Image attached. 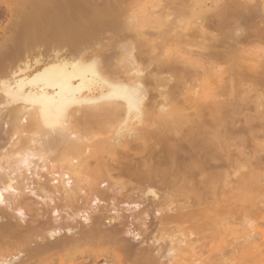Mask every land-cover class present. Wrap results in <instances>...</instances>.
I'll use <instances>...</instances> for the list:
<instances>
[{
    "label": "bare ground",
    "instance_id": "1",
    "mask_svg": "<svg viewBox=\"0 0 264 264\" xmlns=\"http://www.w3.org/2000/svg\"><path fill=\"white\" fill-rule=\"evenodd\" d=\"M151 1L135 0L130 4L128 0H0V19L4 17L7 21L5 27L0 26V264H100L101 259L105 261L103 264L183 262L184 251L177 245L186 241L179 238L176 231L146 245L147 240L141 238L145 234L141 225L131 229V223L122 220L124 216L119 211L109 216L104 212L105 207L91 209L94 201L103 202L101 195L108 191L103 187L112 184L109 181L111 172L115 166H120L116 153L132 140L159 134L168 142L166 149L174 164L181 145L175 140L176 144L171 143L172 140H177V133L190 126L193 118L202 124L208 112L212 115V120L209 119L212 130L204 123L199 125L201 129L208 126L203 132L209 133L208 138L204 137L206 140L202 139L205 150L201 151L218 157L228 147L226 141L231 135L225 115L228 110L223 111L226 107L218 101L226 90L219 84L222 77L218 70H206L203 86L199 91L184 94L182 101L172 96L165 98L167 103L163 102L158 111L149 106V89L146 81L144 83L138 76L141 70L137 53L147 48L154 51L158 45L154 38L166 41L170 35L180 33L185 37L192 31L204 36L203 27L197 23L205 20L212 10H206V4L203 7L206 0H169L173 10L167 13L165 5L155 11L161 5ZM237 50L230 53L233 57L226 55L234 68L244 57V52ZM168 55L155 56L158 72L166 71L180 77L190 73L188 65L180 67L179 62H187L191 57L187 58L180 51L170 53L177 65ZM194 74H198L197 71ZM166 79H158L157 84L166 85ZM236 81L232 79L229 83L230 95H237L239 86L236 84V89L232 83ZM184 88L181 81L173 92H182ZM189 109L196 111L189 113ZM35 158L44 162L40 168L47 166L48 160L53 161L45 181L41 178L34 181V192L48 201L47 205L55 202L48 205L47 217L35 212L22 196L12 199L6 196L11 190L30 188L20 185V177L10 174H18L22 168L26 172ZM197 158L191 165L199 164L202 154ZM147 162L148 159L140 161L142 170L136 169L140 178L149 180L153 169L146 165ZM262 171V175L249 181L252 190L262 188L264 168ZM186 172L185 178L194 176L193 172ZM55 180L58 184L51 185ZM176 180L159 167L153 184H157L156 187L160 184L162 188L168 183L170 189L176 191L180 189ZM153 184L148 186V183L141 198L147 196L156 202L155 212L161 214L158 220L185 219L187 213L180 206L173 215L164 211L167 203L165 200L163 205L161 201L163 190L158 192ZM83 191L88 195L84 206L78 204ZM4 202L11 203L13 212L27 213L29 220L25 224L15 221L9 216L8 208L3 207ZM138 202L130 201L128 205L137 207L140 206ZM66 209L70 211L66 213ZM53 213L62 214L60 220L52 217ZM145 214L146 211L141 216ZM79 218H84V223L79 222ZM249 218L247 222L243 220L246 222L244 243L264 262V230H257L255 222ZM160 241L167 242L166 249L155 246Z\"/></svg>",
    "mask_w": 264,
    "mask_h": 264
},
{
    "label": "rangeland",
    "instance_id": "2",
    "mask_svg": "<svg viewBox=\"0 0 264 264\" xmlns=\"http://www.w3.org/2000/svg\"><path fill=\"white\" fill-rule=\"evenodd\" d=\"M128 1L132 4L135 0ZM156 1L152 0L151 2L155 5H161V7H158L155 11H159L162 5L166 6L167 13L173 10L172 4L167 2L169 0H165L163 3L160 0ZM214 1H204L203 7L206 4V10L207 8L212 9V14L210 13L205 20L197 23L200 27H203L204 36L198 31H195V33L192 31L185 37L181 36L180 33L177 36L170 35L171 38L166 41H162L160 38L153 39L154 36L150 37L158 45L153 49L155 52L151 48H149L150 50L147 48L137 53V61H139L138 64L141 70L138 76L144 79V83L146 81L145 84L149 89V106L152 110L158 111L162 104L167 103L165 98H172L173 96L182 101L184 94L199 91L200 87L203 86L202 80L206 70L212 69L211 72L218 70L219 72L217 73L222 77L219 84L226 90L224 95L218 97V101L222 107H226L222 108L223 111L226 112V109L228 110L227 114H225L226 118L228 117L226 122L231 133L226 141L228 147L218 157H210L205 151H201L204 149V145L202 146V141L204 140L202 139L209 137V133L206 130V132H203V129H207L209 121L212 120V115L208 114V112H206L207 114L205 113L206 115L204 114L202 120V124L208 125L207 127L203 128L202 126L201 129L199 125L202 124H198V121L193 118L194 121L189 124L190 126L183 128L182 131L177 133V140L175 138L171 139V143L179 141L177 143L181 145L180 153L177 154L178 156L175 154V158H178L174 164L169 160L168 142L164 141V139L162 140L159 134L147 135L141 140L138 139V141L132 140L130 144L116 153L120 166H115L111 172L109 181L112 184H109V186L104 184L103 188H108V191L106 194L101 195L103 202L97 204L94 201L91 204V209L100 208L98 206L105 207L104 212L109 216L115 215L116 211H119V214H122V217L124 216L122 220H128L131 223V229L141 225L142 230L145 231L141 238L147 240L146 245L152 243L153 240L167 237L171 232L176 231L177 236L186 241L183 245H177L180 250L183 249L185 254L181 264H264V262L260 261L259 256L246 246L243 238L249 217L255 222L257 230H264V180L262 181V188L257 190H252L248 184L256 176L262 175L264 168V84H262L264 83L262 82L264 79V0ZM170 19L173 21V16ZM6 24L7 21L2 17L0 26L2 25L3 28ZM228 31L229 33H227ZM228 35H231V37ZM170 50L174 54L176 51H180L187 58L191 57V60L196 62L195 65L188 62L191 60L185 62L182 59L183 61L179 62L180 67L188 65L187 69L190 71L187 72H190L192 76L190 73L180 77L172 76L166 71H164L165 73H161L162 71L158 72L159 64L155 56L158 54H169L168 57H172V55L170 56V53L172 54ZM229 50L244 52L243 59H239V63L235 68L232 65L233 62L228 60L230 59L228 57H233L231 55L234 54V51L231 52ZM230 53L233 54L230 55ZM226 55L230 56L227 57ZM173 59L175 60L174 56L171 60L173 61ZM172 61H170L171 65L174 64L173 62L177 63V61ZM192 69H195L198 74H194L196 71H193V73ZM160 78H167V84L158 85L157 81ZM232 79L234 82L237 80V83L232 82L235 87L236 84L237 87L239 86L236 96L230 95V90L232 89L229 83H231ZM181 81L185 84L184 90L174 93L177 83ZM222 83L225 85H222ZM185 89L188 91H185ZM195 111L194 109H189L188 112L193 113ZM209 127L208 129L212 130V126ZM197 154H200V156ZM201 154L202 158L200 159L202 161L199 164L193 163L191 165V161L194 158L201 157ZM146 159H148L146 165L153 169L148 176L149 180L140 178V173L138 174L136 169L142 170L140 161ZM2 162L5 165V162ZM47 162V166L40 168L39 165L44 162L35 158L26 172H23L22 168L21 176H17L20 173L10 174L11 177H20V185L30 186V188H26L24 191L11 190L6 192V196L11 197V199L16 196H22L35 212L43 213L44 217L48 216L46 212L47 208H49L48 205H53L55 202L47 205L48 201L43 200L34 192V181L40 178L45 181V175L47 176V172L51 170L53 161L48 160ZM36 163L38 164L35 165ZM130 163L133 164L130 165ZM159 167L164 169L168 177L173 176L180 180H176L177 187L180 189L176 188V191H173L168 183L166 185L164 183L162 188L160 184H158L159 188L158 186L156 187L157 184H153L156 183L154 182L155 172H157ZM185 170L193 172L194 176L189 179L185 178L184 176L187 173ZM7 173H9L8 170ZM13 183L16 184L17 180H14ZM115 183L118 185L115 186ZM150 183L159 190L158 192L161 189L163 190L160 196L162 195L164 199L162 200V196L160 198L162 203L165 200V203H167L163 207L166 208L164 211L173 215L177 211L178 206H180L182 211L187 213V216L185 215L186 217H184L185 219L164 218L161 221L158 220L161 214L155 212L158 208L156 202L147 196L141 198V192L145 191L150 186ZM57 184V180L51 183V185ZM167 185L169 186L168 189ZM184 186L187 188L185 189ZM67 187V189H70L71 183ZM30 189H33V191H30ZM56 196L60 198L59 193H56ZM86 198H88V195L83 191L78 204L84 206ZM130 201H139L140 206L128 205ZM173 202L174 205H172ZM5 206L8 208L9 216L15 221L18 220L25 224L29 220L30 217L27 213L22 215L18 212H13L10 202H4L3 207ZM110 209L111 211H108ZM68 211L70 210L66 209L65 212L67 213ZM144 211H146V214L141 216ZM62 213L65 216L66 213ZM58 214L60 213H53L52 217H58V220H60L59 218L62 214L61 216ZM191 215L192 217L194 216L192 220L190 218ZM134 217L137 219H134ZM139 217H143L141 218L143 221ZM82 219L84 220V218ZM80 220L78 221L84 223L83 220ZM243 220L246 222L243 223ZM125 237L131 238L132 236L126 235ZM132 241L137 244V241ZM155 246H163L165 248L167 247V242L160 241ZM164 250L162 251L164 252ZM163 261L166 262V258ZM103 263L105 261L101 259L100 264Z\"/></svg>",
    "mask_w": 264,
    "mask_h": 264
}]
</instances>
